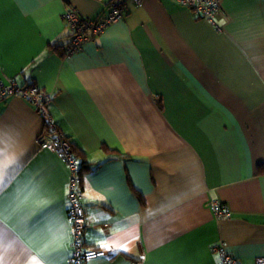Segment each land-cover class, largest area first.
Wrapping results in <instances>:
<instances>
[{
	"label": "crops",
	"instance_id": "1",
	"mask_svg": "<svg viewBox=\"0 0 264 264\" xmlns=\"http://www.w3.org/2000/svg\"><path fill=\"white\" fill-rule=\"evenodd\" d=\"M110 1L0 0V84L38 86L87 168L81 240L104 254L84 264H223L221 248L256 264L264 0H221L214 22L177 0L129 1L67 55L65 9L97 19ZM44 128L30 101H0V264H71L69 169L38 146Z\"/></svg>",
	"mask_w": 264,
	"mask_h": 264
},
{
	"label": "built area",
	"instance_id": "2",
	"mask_svg": "<svg viewBox=\"0 0 264 264\" xmlns=\"http://www.w3.org/2000/svg\"><path fill=\"white\" fill-rule=\"evenodd\" d=\"M132 1L136 6H141L144 0H111L107 15L98 19L81 16L75 8H66L63 18L69 24L72 35L66 47V54L72 55L80 52L85 43L100 35L108 26L125 18L128 3ZM182 6L197 13L201 18L214 22L221 9V0H177ZM36 85L21 86L12 81L9 84H0V101L10 96H19L33 103L45 123V128L38 135L36 141L41 149H48L59 155L69 169L68 201L70 219V238L72 242L71 264H84L104 254L101 249L88 248L82 243L81 236L85 229L84 209L80 199V161L73 151L70 141L58 131L46 106V96ZM211 209L217 216L228 214L227 208L218 202L211 203ZM223 264H240L239 261L221 248ZM138 264V263H134ZM256 264H264V257L258 258Z\"/></svg>",
	"mask_w": 264,
	"mask_h": 264
},
{
	"label": "snow or ice",
	"instance_id": "3",
	"mask_svg": "<svg viewBox=\"0 0 264 264\" xmlns=\"http://www.w3.org/2000/svg\"><path fill=\"white\" fill-rule=\"evenodd\" d=\"M11 179H12V177L9 176L8 180H0V192H2L3 187H6L7 183L10 182ZM103 246L107 247V245H103ZM217 260H219V258H217Z\"/></svg>",
	"mask_w": 264,
	"mask_h": 264
},
{
	"label": "trees",
	"instance_id": "4",
	"mask_svg": "<svg viewBox=\"0 0 264 264\" xmlns=\"http://www.w3.org/2000/svg\"><path fill=\"white\" fill-rule=\"evenodd\" d=\"M220 10H221V9H220ZM219 13H220V12H219ZM91 19H92V18H91ZM97 19H98V18H97ZM64 50H65V48H64ZM73 151H74V153L76 154V151H75L74 147H73ZM76 155L79 156L78 152H77ZM80 163H81V171H83V170H87V168L85 167L84 162H83V161H80Z\"/></svg>",
	"mask_w": 264,
	"mask_h": 264
}]
</instances>
